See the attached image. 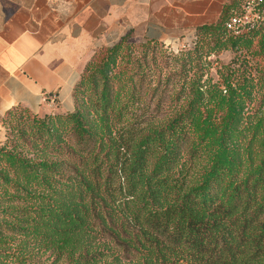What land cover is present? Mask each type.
I'll return each mask as SVG.
<instances>
[{"label": "trees", "instance_id": "trees-1", "mask_svg": "<svg viewBox=\"0 0 264 264\" xmlns=\"http://www.w3.org/2000/svg\"><path fill=\"white\" fill-rule=\"evenodd\" d=\"M239 5L199 26L166 76L158 42L128 34L97 49L75 109L21 133L33 156L0 147V264H264V114L245 118L251 95L233 70L201 83L204 58L260 34L222 40Z\"/></svg>", "mask_w": 264, "mask_h": 264}, {"label": "crops", "instance_id": "crops-1", "mask_svg": "<svg viewBox=\"0 0 264 264\" xmlns=\"http://www.w3.org/2000/svg\"><path fill=\"white\" fill-rule=\"evenodd\" d=\"M228 0H0V120L22 107L75 109L73 91L95 51L128 34L173 46L217 22ZM1 133V127H0Z\"/></svg>", "mask_w": 264, "mask_h": 264}, {"label": "rangeland", "instance_id": "rangeland-1", "mask_svg": "<svg viewBox=\"0 0 264 264\" xmlns=\"http://www.w3.org/2000/svg\"><path fill=\"white\" fill-rule=\"evenodd\" d=\"M259 31L260 34L252 36L253 45L249 50L243 47H228L216 51L208 58H204V68L202 70L204 76L201 83L204 85V89L212 84L218 85V83L223 80L224 76L229 73V70L234 71L231 76L232 83L238 86L242 85L251 95L250 98H248L251 103L246 106L244 112L245 118L249 121L255 120L264 114V28ZM229 36L232 35L228 32H223L222 40H227ZM249 36L251 37V35ZM133 42L140 43L136 41ZM153 45H155L157 66L159 67L157 71L158 76L160 73H163V75L166 76V73H169L168 71L171 65L178 66L174 60L172 62L171 57L173 56L171 55H178L181 52H186L193 48V46H166L161 43L152 44V46ZM167 58H170L168 64L165 62L169 61ZM174 78L178 87H180L183 84V82H178L180 77L175 76ZM161 88L163 89L164 87ZM169 89L171 88L169 87ZM154 98L156 99V96ZM148 99L150 100L151 98ZM59 113L63 112L54 110L51 107L47 113L43 114L34 113L21 107L12 109L2 116L0 120V147L5 144H8V146H10L11 143L14 145L17 144L25 153L29 156H33V154L28 151L29 147L21 140V133L24 132L25 137L28 136L27 133L33 126V119L35 116L41 117L44 114L54 115ZM152 114V111H150L147 116H145V119L151 118ZM165 114V112H160L159 115L164 116ZM35 201V199L30 198V200H25L24 203L23 201H17L16 205H31ZM37 261L39 262L38 264H54L52 263V258L47 259V255L42 256V254H39V259H37ZM8 263L13 264L12 262Z\"/></svg>", "mask_w": 264, "mask_h": 264}, {"label": "built area", "instance_id": "built-area-1", "mask_svg": "<svg viewBox=\"0 0 264 264\" xmlns=\"http://www.w3.org/2000/svg\"><path fill=\"white\" fill-rule=\"evenodd\" d=\"M264 28V0H240L239 10L234 12L225 24L226 31L232 36H241ZM197 36L178 41L175 46L188 47L196 44ZM57 98L51 96L48 104L56 107Z\"/></svg>", "mask_w": 264, "mask_h": 264}]
</instances>
